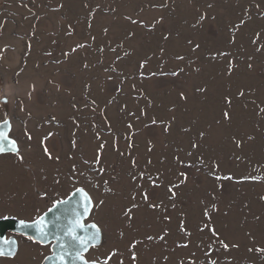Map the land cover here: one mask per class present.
<instances>
[{"label":"rangeland","instance_id":"rangeland-1","mask_svg":"<svg viewBox=\"0 0 264 264\" xmlns=\"http://www.w3.org/2000/svg\"><path fill=\"white\" fill-rule=\"evenodd\" d=\"M0 50V217L83 187L89 259L264 264V0H0ZM19 237L0 264L52 252Z\"/></svg>","mask_w":264,"mask_h":264},{"label":"water","instance_id":"water-1","mask_svg":"<svg viewBox=\"0 0 264 264\" xmlns=\"http://www.w3.org/2000/svg\"><path fill=\"white\" fill-rule=\"evenodd\" d=\"M3 130L11 140H14L9 135L7 127H5ZM81 189L83 191H78ZM89 197L91 198L92 204L88 205L89 214L85 217L82 215L84 209L81 207V205ZM57 202L49 208L51 209V211H49V209L46 210L42 215L34 220L21 219L17 217H0V242L3 243L5 251L8 250L7 242L13 241L14 243L12 245V251L15 253L14 256L17 255L20 247L19 235L30 237L35 241L40 240L35 227L22 229L20 227V222L24 221L26 223H37L41 221V218L43 219V225L46 226L45 230L48 232V236L43 242L39 243L44 245H52V252L46 256L43 264H60L59 254L61 253L62 249L57 245V237L62 238L68 245H71L72 241L69 237L65 236V230L69 227L73 220L78 219L83 224L89 226L87 228L88 232L94 231V229L90 227L92 224L97 225L101 232V242L98 245L103 242L104 233L101 226L97 222L90 220L95 201L92 194L87 189L78 187L73 190L67 197L58 200ZM84 234L85 233L83 231L80 232V235ZM65 251H72V248L68 247ZM2 257L8 256H0V258ZM66 259L67 264H80L79 260L74 259V253L73 256L66 257ZM99 264L104 263L99 261Z\"/></svg>","mask_w":264,"mask_h":264},{"label":"snow or ice","instance_id":"snow-or-ice-1","mask_svg":"<svg viewBox=\"0 0 264 264\" xmlns=\"http://www.w3.org/2000/svg\"><path fill=\"white\" fill-rule=\"evenodd\" d=\"M209 7H211V5H209ZM204 18H205L204 16L200 17L201 20H203ZM189 43H191V41ZM78 47H81V46H78ZM195 47L198 48L199 45H196ZM2 51L3 50H0V52H2ZM249 67H251V65H249ZM17 75H19V73H17ZM173 75H176V73H173ZM30 87H31V91H35V87H36L35 84H32ZM56 87L59 88V85H56ZM31 91L29 92V98H31ZM180 95L182 98H186V97H184L183 93H181ZM240 95L243 96L244 93L241 92ZM2 102L7 103V98L6 97L3 98ZM228 103H231L230 99L228 100ZM261 111H264V109H261ZM223 115H224L225 119H230V114L228 112H224ZM153 123H155V121H153ZM10 124H11L10 120H7V119L4 120L3 122H0V155H3L7 151H10L12 154L17 155L18 158H20L22 160L23 157L19 156L18 145H16V142L14 140H11L6 135L5 131L3 130L5 127H8V129L10 130ZM201 135H203V133H201ZM29 138H31V137L29 136ZM251 138L252 137H249V139H251ZM6 142H7V144H6ZM240 144H241V142L237 141L238 147L240 146ZM193 147H196V145H193ZM44 151L48 155V158L51 159L52 157H51V154L48 152V149L45 148ZM56 159H59V158L57 157ZM95 162L99 163V159H97ZM100 171H103V169H100ZM227 178L230 179L231 177H227ZM217 179H219V177H217ZM153 183H155V182H153ZM78 191H83V190L81 189ZM107 191H111V189L109 188V189H107ZM170 192H171V189H170ZM172 194L174 195L175 193L172 192ZM147 198L148 197L145 194L144 199H147ZM57 203H60V202H57ZM100 203L102 204L103 201H100ZM91 204H92V201H91L90 197L82 203L81 207L84 209V211L82 213L83 216L86 217L89 214L88 205H91ZM151 206L153 208L157 207V205H151ZM213 207L215 208V205H213ZM49 211H51V209H49ZM128 212H131V209H129ZM126 215H127V213H126ZM165 218L168 219V217H165ZM20 227L22 229L35 227L37 230L38 236L40 237V240H38L37 242H43L48 236V232L45 230L46 226L43 225V219L42 218H41V221L37 222V223H26L24 221H21ZM88 227L89 226L83 224L78 219L72 221V223L69 225V227L65 230V236L69 237L72 241L71 245H68L62 238L57 237V245L62 249L61 253L59 254L60 264H67L66 257L73 256V253H74V259L79 260L80 264H99L98 260L89 259L86 254L89 252L90 249L98 246V244L101 242V232H100L99 227L95 224H92L90 226L92 229H94V231L88 232L87 231ZM81 231H83L85 234L80 235ZM212 232L214 235L216 234L215 229H212ZM121 235H123V234H121ZM160 238L163 239V237H160ZM149 239H152V237H149ZM13 243H14L13 241H8L7 242L8 250L5 251L3 243L0 242V256H8V257L14 256L15 253L12 251ZM220 243L222 244V247L226 251L229 249L230 246L228 243L223 242V241H220ZM183 246L186 247L187 245H183ZM68 247H71L72 251H65ZM232 247H238V245H232ZM249 251H252V249H249ZM255 251L264 253V248H256ZM115 255H116L115 251L108 254L105 258L104 264H108V261L111 260L112 257ZM133 259H135V256H133ZM120 264H122V262H120ZM192 264H196V262L192 261ZM208 264H216V261L210 260L208 262Z\"/></svg>","mask_w":264,"mask_h":264},{"label":"crops","instance_id":"crops-1","mask_svg":"<svg viewBox=\"0 0 264 264\" xmlns=\"http://www.w3.org/2000/svg\"><path fill=\"white\" fill-rule=\"evenodd\" d=\"M19 236H23V235H19ZM25 237H27V236H25ZM19 239H20V246L22 245V240H21V238L19 237ZM28 239H32V238H30V237H28ZM33 240V239H32ZM34 242H36V243H39V242H37V241H35V240H33ZM28 243V242H27ZM39 244H41V243H39ZM43 245V244H42ZM19 250H20V248H19ZM18 253H19V251H18ZM51 252H49L48 250H44L43 251V253H42V255H39V257H38V260H37V264H43V261H44V259H45V257L48 255V254H50ZM17 256V255H16ZM16 256H14V257H16Z\"/></svg>","mask_w":264,"mask_h":264},{"label":"bare ground","instance_id":"bare-ground-1","mask_svg":"<svg viewBox=\"0 0 264 264\" xmlns=\"http://www.w3.org/2000/svg\"><path fill=\"white\" fill-rule=\"evenodd\" d=\"M20 248V247H19ZM3 258V257H2ZM1 259V258H0Z\"/></svg>","mask_w":264,"mask_h":264}]
</instances>
